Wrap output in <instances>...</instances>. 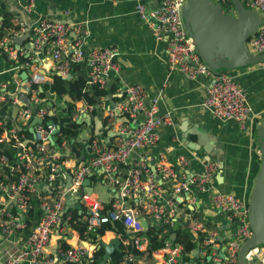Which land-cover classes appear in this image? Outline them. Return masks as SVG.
I'll use <instances>...</instances> for the list:
<instances>
[{
	"label": "built area",
	"instance_id": "1",
	"mask_svg": "<svg viewBox=\"0 0 264 264\" xmlns=\"http://www.w3.org/2000/svg\"><path fill=\"white\" fill-rule=\"evenodd\" d=\"M185 1L160 0L155 8L150 9L138 0L136 13L150 26L157 41L166 42V65L169 72H181L191 79L197 75L212 74V81L205 89L203 107L215 118L234 120L245 128L251 117L247 94L235 81L232 72L215 75L203 63L196 52L193 39L184 26L182 7ZM213 1L220 4L223 11L233 12V9L227 6V0ZM240 1L246 8L258 11L263 18L257 33L247 43L250 52L263 53L264 0ZM71 31L76 33L72 55L69 60L60 61L61 56L68 51ZM86 36L87 31L81 23L70 25L44 18H40L31 30V56L25 61V66L31 69L26 86L30 101L26 105L14 98L13 103L19 106L16 119L19 126L27 129L33 117L42 119V122L36 123L33 127L31 146H23L24 135L18 136L16 128L4 130L14 145L22 147V151L14 165H8L7 156L0 157V189L5 193V198L0 196L1 231L10 236L28 227L27 215L40 180L53 185L57 183L59 176L66 173L69 176V187L66 190L56 188L54 192L46 193L38 200V219L25 245L17 252H8L0 247V264H85L93 259V252L82 247L65 249L61 247L51 255L43 251L49 244L53 228L62 220L61 215L65 209L68 192L71 194L82 192L79 201L85 212L83 218L85 233L95 232L107 223L121 220L125 231L131 236L134 248L149 253L152 249L143 236L145 231L143 219L151 217L162 224L161 236L165 244L161 249L166 255L164 264H196L197 261L182 244L178 245L170 239L169 232L177 219L175 218L177 211L170 200L162 203L163 188L154 176H158L162 181H176L172 190L174 196L186 193L193 187L201 196L212 189L215 165L206 162L200 172L182 178L169 164V150L166 149L158 155L153 173L144 162H140L129 168L125 178L120 176L121 166L129 162L133 150L156 145L159 141L158 129L161 126L172 125L171 115L158 113V98L153 97L146 103L145 89L142 85L123 84L120 88L122 99L115 104L110 115L139 120L133 127L119 121L114 146H108L99 139H92L87 143L86 155L83 158L77 157L75 161L65 155L72 152L68 142L64 138L59 144L56 142L59 131L56 133L54 131L59 128L58 125L51 120L44 123L48 115L46 99L40 97L36 89L31 88V84L45 81V76L40 75L34 66L37 56L50 54L53 60L60 61L57 71L62 77L68 74L71 65L84 61L89 68L88 82L100 89L106 86L107 74L118 69L117 49L114 46H101L86 51L84 48ZM14 51L8 37L0 38V52L9 55ZM2 90L4 96H7L5 85H2ZM93 107L94 104H87L85 108L92 111ZM2 124L0 122V128ZM181 161L185 162L184 159ZM8 166L15 177L10 172H4V168ZM93 175L96 183L100 181L115 188L120 199L127 197L139 200L137 205L123 207L120 202L107 209L96 193L84 190V181ZM211 201L214 210L234 224L232 238L224 246V250L218 248L217 242L220 238L218 232L210 230L201 221L189 218V230L196 237L203 231L202 240L199 241L200 253L203 256H210L208 264H238L239 248L252 235L248 220V203L234 193L220 191L212 193ZM71 216V213H68L64 221L70 220ZM221 252L224 253L223 258ZM133 259L132 253H127L121 264H128V261ZM245 264H264V246L250 249L245 255Z\"/></svg>",
	"mask_w": 264,
	"mask_h": 264
},
{
	"label": "crops",
	"instance_id": "2",
	"mask_svg": "<svg viewBox=\"0 0 264 264\" xmlns=\"http://www.w3.org/2000/svg\"><path fill=\"white\" fill-rule=\"evenodd\" d=\"M137 1L0 0V25L3 15L9 14L12 23L17 26L13 30L12 37H8L15 51L9 55L0 52V122L4 124L17 119V116L13 119L12 107L15 104L11 95L20 90L26 91L31 69L25 66V61L31 56L30 35L38 20L44 18L70 25L81 23L87 31L84 40L86 51L101 46H114L117 49L118 69L109 72L106 76L105 97H96L93 110L88 111L85 108L87 105L85 100L74 101L69 95L56 96L47 89L51 84L52 75L59 73L57 71L59 62L69 60L72 55V44L76 38V33L73 31L70 32L71 41L68 51L61 56L60 61L53 60L50 54L39 55L34 60L37 72L45 76V81L38 85V93L41 87L44 93L54 94L53 112L59 111L68 102L74 103V116L81 124L78 141L85 145V154L78 158L86 155L87 142L90 138L99 139L108 146H114L115 136L119 130L117 123L121 121L133 127L139 120V118H120L110 115L115 104L122 99L120 88L123 84L142 85L145 89L146 103H149L153 97L158 98V113L171 115L172 125L161 126L158 129L159 141L156 145L133 150L129 162L121 166L120 176L125 178L129 168L140 162H144L153 173L158 155L166 149L169 150V164L182 178H188L200 172L206 162L213 163L216 169L212 189L201 196L197 194L195 187L186 193L174 196L172 190L176 181H162L158 176H154L163 188L162 203L170 200L177 211L175 216L177 219L169 232L170 239L178 245L182 244L184 249L190 242L191 249L185 250L192 254V251L197 249L198 254L202 255L199 241L203 231L196 237L189 230V218L197 219L210 230L217 231L220 237L217 245L222 249L232 238L234 224L227 221L223 214L214 210L211 201L212 193L214 191L231 192L248 201L255 175L260 167L256 129L264 122V63L232 71L235 81L245 90L251 109V117L245 128L234 120H219L203 107L205 89L212 81L213 75H197L191 79L181 72H169L166 65V42L157 41L150 26L138 17ZM140 1L150 9L155 8L160 2V0ZM25 71L28 74L27 78H25ZM68 74H70L68 80L83 78L89 94L93 93V85L88 82L89 68L84 61L71 65ZM2 85H5V90L8 91L7 96L3 94ZM47 101L48 97L46 103ZM4 130L0 128V138H2L0 149L8 150V165H14L22 147L14 145ZM2 155L4 154L0 157ZM65 155L71 160H77V156L72 152ZM89 177V184L93 189L91 193H95L94 185L97 183L110 188L106 201H103L96 193L105 205L112 203L114 207L120 202L123 207L137 205L139 200H131L127 197L120 199L117 197L118 191L115 188L100 181L96 183L94 175ZM68 187L69 176L66 173L59 176L57 183L53 185L40 180L32 196L27 215L28 227L10 236L5 235L0 229V247L8 252H17L24 246L38 219V200L46 193L54 192L56 188L66 190ZM4 194L0 189V196L5 198ZM194 197L195 200H193ZM77 203H80L78 193L68 192L63 216H61L62 222L53 228L49 244L43 248L45 254H54L61 247H82L92 252L99 248L98 239L95 241L66 226L69 222L64 219L68 213L73 216V212L83 223L85 212L82 208L81 210L76 208ZM143 223L145 231L149 228L162 229V224L151 217H145ZM113 236L120 239V248L124 250L128 241L110 231H106L101 239L108 241ZM145 254L149 264H164L166 259L162 249H152ZM194 259L197 261L196 264H208L205 259L196 257ZM89 263L91 260L85 262V264ZM137 264H144V262L139 260Z\"/></svg>",
	"mask_w": 264,
	"mask_h": 264
},
{
	"label": "water",
	"instance_id": "3",
	"mask_svg": "<svg viewBox=\"0 0 264 264\" xmlns=\"http://www.w3.org/2000/svg\"><path fill=\"white\" fill-rule=\"evenodd\" d=\"M233 5V12L223 11V7L213 0H186L182 7V16L184 26L188 35L193 39L196 52L203 63L213 74L223 72H232L243 68H248L256 64L264 63V52L255 54L249 51L248 40L257 33L258 28L263 23L261 14L254 10L246 8L240 0H229ZM25 78L28 77L24 72ZM70 78V74L64 77ZM20 90L13 93L11 98H17L23 104H29V92ZM39 92H43L40 87ZM48 101L46 106L48 114H53L54 94L45 92ZM19 110L18 105H13V119L16 118ZM42 122V119L33 117L28 127V132L33 136L34 125ZM20 129V128H19ZM56 128L54 133L58 132ZM256 139L260 153V167L255 175L253 186L248 198V220L252 230V235L246 239L239 248L238 264H245V255L247 252L258 246H264V122L259 124L256 129ZM31 140H26L23 145L26 146ZM90 177L86 178L84 185L86 192L93 191L90 186ZM82 192H79V197ZM76 208L81 210L80 203ZM63 216V214L61 215ZM62 220L60 221L61 224ZM144 224V223H143ZM99 247L104 250V255L100 263L106 264L111 256L120 252V239L117 236L111 237L108 241L99 239ZM192 243L185 247L190 250ZM224 250V246L222 248ZM192 255L196 258L205 259L209 262L210 256L198 254L194 249ZM221 257L224 253L221 252Z\"/></svg>",
	"mask_w": 264,
	"mask_h": 264
},
{
	"label": "trees",
	"instance_id": "4",
	"mask_svg": "<svg viewBox=\"0 0 264 264\" xmlns=\"http://www.w3.org/2000/svg\"><path fill=\"white\" fill-rule=\"evenodd\" d=\"M226 2L227 6L233 9L232 3L229 0H227ZM1 22L2 23L0 25V38L12 37L13 30H15L17 26L12 23L11 15L4 14L1 19ZM38 85L39 84H31V88L36 89L38 91ZM47 89L54 93L56 96L63 97L64 95H69L72 100L76 101L82 99L85 100L87 104H94V102L96 101V97L103 98L106 95V90L100 89L96 85H93V93L89 94L86 82L83 78L78 77L76 79L66 80L59 73H54L52 75L51 84L48 86ZM39 96L45 99L47 98L44 91L39 92ZM74 115L75 105L71 101L68 102L67 105L61 108L59 111L54 110L52 115H46L44 123L47 120L55 122L59 127V134L56 137L57 144H59L61 139L64 138L68 142L72 154L77 157H80L83 153L85 154V145H82L78 141V137L81 132V124L76 121ZM1 127L5 130H10L12 127L16 128L18 136L24 135V138H22V142H25L26 140L32 138L31 134L28 132V129L19 126L16 121L5 122ZM91 140L92 139L90 138L88 142ZM31 145L32 141L27 144V146ZM1 154L7 155L8 157V150L0 149V155ZM4 172H10L11 174H13V177H15L14 172L10 171L7 167L4 168ZM105 206L107 209H111L112 203H108ZM65 216L66 214L64 215V217ZM77 216L78 215L73 212V216L70 218V220H68L69 223L67 224V226L71 229L78 231L80 234L85 235L88 238H92L95 241L98 239L99 241V239H101V237L105 234L106 231H110L115 235H118L121 238L129 241L126 248L124 250L122 249L120 252L114 253L111 256V259L106 262V264H121L127 253H132L134 258L132 261H128V264H137V261L139 260H142L144 264H149V260L147 259L148 257L146 256V254L134 248L132 244V239L130 238V234L125 231L121 220H115L110 223H107L95 232L85 233L86 227L82 223V221L78 219ZM143 236L147 239L150 249H161L165 244V240L161 236L160 229L149 228L144 232ZM200 240H202V237L200 238ZM63 248L65 249L67 247ZM93 254V259L91 260L90 264H98L103 258L104 250L99 247L98 249L93 251Z\"/></svg>",
	"mask_w": 264,
	"mask_h": 264
},
{
	"label": "rangeland",
	"instance_id": "5",
	"mask_svg": "<svg viewBox=\"0 0 264 264\" xmlns=\"http://www.w3.org/2000/svg\"><path fill=\"white\" fill-rule=\"evenodd\" d=\"M109 190L110 188L107 187L106 185H103L101 183H97L94 185V191L95 193L100 195V198L104 201L108 199L109 196Z\"/></svg>",
	"mask_w": 264,
	"mask_h": 264
}]
</instances>
